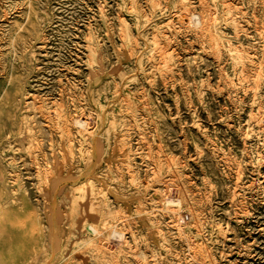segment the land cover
Returning a JSON list of instances; mask_svg holds the SVG:
<instances>
[{
	"label": "rangeland",
	"instance_id": "rangeland-1",
	"mask_svg": "<svg viewBox=\"0 0 264 264\" xmlns=\"http://www.w3.org/2000/svg\"><path fill=\"white\" fill-rule=\"evenodd\" d=\"M0 264H264V0H0Z\"/></svg>",
	"mask_w": 264,
	"mask_h": 264
},
{
	"label": "bare ground",
	"instance_id": "bare-ground-1",
	"mask_svg": "<svg viewBox=\"0 0 264 264\" xmlns=\"http://www.w3.org/2000/svg\"><path fill=\"white\" fill-rule=\"evenodd\" d=\"M80 124H83V123H80Z\"/></svg>",
	"mask_w": 264,
	"mask_h": 264
}]
</instances>
